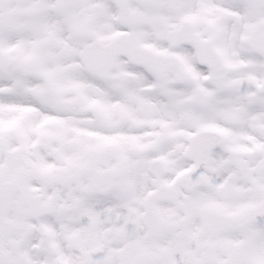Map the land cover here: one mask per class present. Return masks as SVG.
<instances>
[{
	"label": "snow or ice",
	"instance_id": "obj_1",
	"mask_svg": "<svg viewBox=\"0 0 264 264\" xmlns=\"http://www.w3.org/2000/svg\"><path fill=\"white\" fill-rule=\"evenodd\" d=\"M0 264H264V0H0Z\"/></svg>",
	"mask_w": 264,
	"mask_h": 264
}]
</instances>
